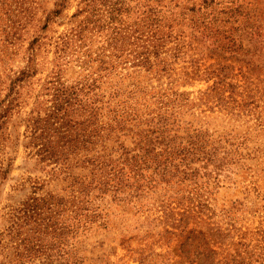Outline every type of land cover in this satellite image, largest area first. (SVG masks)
<instances>
[{"label":"rangeland","instance_id":"1","mask_svg":"<svg viewBox=\"0 0 264 264\" xmlns=\"http://www.w3.org/2000/svg\"><path fill=\"white\" fill-rule=\"evenodd\" d=\"M57 1H23L25 10L12 18L27 27L20 31L15 45L7 48L5 61L0 64L6 82L10 69L19 71L26 66L30 42L40 38L35 48L37 73L25 85L24 103L10 115L0 144V264H30L18 255L22 238L39 241L54 254L61 247L69 252L63 259L71 264H190L194 257L189 251L196 234L189 231L205 230L206 226L191 220L183 232L176 224L184 212L187 216L196 214L191 208L198 199L207 201L212 222L224 228L235 226L231 249L239 242L246 244L248 247L243 248L252 256L253 264H264V57L259 61L251 56L234 57L196 39L191 44V28L182 16L176 31L184 32L187 55L173 65L171 77L149 73L131 63L107 75L96 58L112 52L108 43L114 37V26L133 27L147 6L161 9L165 2L103 0L100 5L95 0L89 12L79 13L82 0H67L62 15L42 29ZM117 2L118 7L129 10L122 9V15H116L113 22L109 8ZM82 21L83 26L88 25L83 41L74 43L68 55L59 59L57 40ZM175 45L172 41L166 48ZM191 56L198 59L201 78L191 77L195 71ZM56 61L64 63L60 68L64 86L90 84L91 78L102 76L100 94L111 100L112 93L120 89L125 92L120 101L127 100L120 108L130 107L134 113L124 117L126 130L122 133L103 139L104 146L99 144L92 152L69 154L65 163L36 153L27 122L32 110L37 109L41 116L50 112L52 96L46 87H50ZM216 63L228 65L225 73L230 77L210 91L217 78L209 67ZM134 87L129 99L126 90ZM173 92L188 95L177 100L163 96ZM94 93L88 95L91 101L96 98ZM75 108L70 115L81 129L86 115L83 109ZM132 117L134 121L129 122ZM203 137L206 150L217 149L216 157L211 161L188 160L186 164L175 160L172 150L177 144L190 139L204 144ZM168 143L175 146L161 153ZM155 145L157 151L143 164V170H130L132 177L121 184L108 181L97 164L94 167L83 162L86 154L103 155L112 150L118 151L112 155L114 162L122 147L137 153ZM30 205L40 209L42 219L51 220L56 227L46 229L40 222L37 225L35 218L22 223L21 210ZM17 216L21 228L14 224ZM41 262L42 256L33 260V264Z\"/></svg>","mask_w":264,"mask_h":264},{"label":"trees","instance_id":"2","mask_svg":"<svg viewBox=\"0 0 264 264\" xmlns=\"http://www.w3.org/2000/svg\"><path fill=\"white\" fill-rule=\"evenodd\" d=\"M23 1L0 0V64L5 61L3 56L6 54L7 48L10 45H15L19 39L20 31L27 27L25 23H20L17 20L13 21L12 18L14 14L17 17L16 13H22L25 10L22 8ZM66 1L58 0L55 3V8L47 13L46 24L42 29L48 28L49 23L62 15L66 7ZM94 1L82 0V10L79 13L89 12L87 9L91 7ZM102 1L96 0V4L100 3L102 5ZM155 1L165 2V4L161 9L147 6L148 9L142 13V19L137 20L133 27L123 29L121 26H114V37L108 43L112 48V52L98 55L96 58L101 71L108 72L107 75L112 74L118 71L120 67L124 68L123 66L131 63L132 67H141L149 73L155 71L157 75L171 77V72L174 70L173 65L180 58L187 55V51H184L186 44L183 37L184 32L176 31L181 24L180 21L182 20L180 18L182 16L187 18L183 20H187L191 28V44L193 39H196L201 43H208L209 47L219 49L234 57L251 56V58H256L258 61L264 57V0L255 2L246 0ZM118 4V2L114 3L109 8L111 21L113 22L116 20V15L117 17L122 15V9L129 10L128 7H118ZM177 10L180 11L179 15L176 14ZM87 28L88 25L83 26L82 21V24L59 37L56 42L59 59H63L68 55V51L74 43L83 41ZM39 40L38 37L30 42L27 49V64L24 68L19 71L10 69L6 73V82L0 74V144L3 130L10 115L24 103L23 91L26 88L25 85L37 73L35 48ZM172 41H176L175 47L166 48L167 44ZM128 46H131V48L129 49ZM191 58V67L195 71L192 72V75L187 73V76L197 75L196 77L201 78L203 75H199L198 59L193 56ZM63 64L56 61L53 76L48 81L50 87H46V91L51 92L52 96L50 112L46 113L45 116H41V112L37 109L32 110V116L27 122L28 128H30V143L36 149V153L44 159H56L65 163L69 159V154L78 153L82 150L92 152L95 146L97 150V146L103 143V139L109 140L113 133L115 135L122 133L126 130L124 117H131L134 113L131 112L130 107L120 108L122 104L127 103V100L120 101V96L125 94L120 89L112 93L114 96L111 100H106V95L100 94L101 87L98 82L102 76L91 78L90 84L64 86L61 82L60 73ZM220 65L216 63L209 67L211 74L217 78L214 86L209 88L210 91H215L218 85H221L230 77L229 74L225 73V70H228V65L224 67ZM134 90L135 87L126 90L129 99L134 95ZM90 93H94L96 96L94 101L88 98ZM186 95H188L186 92L163 94V96H173L176 100ZM105 105L108 106L106 108L107 114L103 112ZM75 107L83 109V115H86V118L81 122L83 125L81 129L80 124L76 123L78 121L70 115L72 110L76 109ZM105 115L108 116V120L104 119ZM131 121H134V117L129 122ZM156 139L158 141L159 137H156ZM202 140L204 144H199L191 139L186 144H177V147L172 150L173 157H175V160H179L181 164L188 160L191 162L196 160L211 161L212 158L217 156V149L206 150L207 140L204 137ZM171 143H168L165 149L160 152L168 151L172 146H175ZM159 144L163 143L159 142ZM122 148L123 151H121L120 157L114 162L112 161V155L118 153V151L113 150L103 155L98 152H95L92 156L86 154L83 162L94 167L97 164L99 170L106 173L108 181L114 182L117 180V183L121 184L124 181L128 182L132 177L130 170L140 172L143 170L142 167L145 166L143 164L149 162L151 154L157 151L158 145L147 151L141 148L137 153ZM174 161L171 162V165H174ZM191 209L196 211V214L187 216L184 212L176 225L182 226L184 232L190 225V221L194 220L195 222H203L206 229L200 231L191 229L189 231L190 235L196 234L189 251L194 257L190 264H253L252 256L243 248L246 244L239 242L231 249L235 226L228 224V227L224 228L219 222H212L213 216L209 215L208 210L210 209L207 201L198 199ZM39 210L31 205L26 206L25 209L21 210V213H23V217H21L24 218L22 223L27 224L35 218L34 222L37 225L40 222L39 225H46L44 226L46 229L47 227L55 228L56 223L42 219ZM203 215L207 216V219H203ZM16 218L17 222H14V224L21 228V224L18 223L21 218L18 216ZM19 245L22 249L18 255L30 264H33V260L37 256H42V262L39 264H71L68 259H63L69 252L63 251L61 247H58V251L54 254V251H47L39 241L36 243L27 238L20 239ZM54 261H57V263H54Z\"/></svg>","mask_w":264,"mask_h":264}]
</instances>
